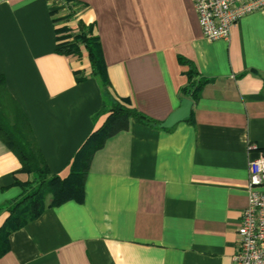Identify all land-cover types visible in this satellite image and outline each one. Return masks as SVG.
Returning <instances> with one entry per match:
<instances>
[{
	"label": "crops",
	"instance_id": "1",
	"mask_svg": "<svg viewBox=\"0 0 264 264\" xmlns=\"http://www.w3.org/2000/svg\"><path fill=\"white\" fill-rule=\"evenodd\" d=\"M74 1L0 0V76L52 174H69L115 101L160 123L187 98L190 115L169 128L131 119L106 138L83 200L48 195L0 264H232L248 159L264 154V9L222 41L203 35L192 0ZM82 26L100 42L105 90L84 47L56 48ZM191 67L207 80L194 97ZM20 167L0 139V227L31 179Z\"/></svg>",
	"mask_w": 264,
	"mask_h": 264
},
{
	"label": "trees",
	"instance_id": "2",
	"mask_svg": "<svg viewBox=\"0 0 264 264\" xmlns=\"http://www.w3.org/2000/svg\"><path fill=\"white\" fill-rule=\"evenodd\" d=\"M64 1L69 7L75 5L74 0ZM64 29L67 28L64 27ZM91 32L92 27L82 26L72 34L74 36L71 41L61 42L56 48L63 53H80L79 46L84 47L90 58L92 73L100 79L105 90L109 81L105 73L100 42ZM187 74L188 84L182 92L185 96L194 97L207 80L198 77L196 70L192 67L188 69ZM107 113L108 116L103 124L85 138L80 148L74 152L69 165V174L65 178H60L47 168L25 112L7 90L4 78L0 76L1 143H4L17 157L21 164L20 169L31 175L30 181L24 185L22 194L7 204L9 216L0 227V256L9 250L8 234L30 220L36 219L44 210L48 195H50V205H59L68 200L77 202L83 200L84 178L89 169L88 165H90L93 152L104 144L106 138L119 131L127 130L131 119L150 126L160 124L142 112L117 101L108 108Z\"/></svg>",
	"mask_w": 264,
	"mask_h": 264
},
{
	"label": "built area",
	"instance_id": "3",
	"mask_svg": "<svg viewBox=\"0 0 264 264\" xmlns=\"http://www.w3.org/2000/svg\"><path fill=\"white\" fill-rule=\"evenodd\" d=\"M203 35L227 40L230 27L264 9V0H192ZM247 204L237 228L232 264H264V154L248 159Z\"/></svg>",
	"mask_w": 264,
	"mask_h": 264
},
{
	"label": "water",
	"instance_id": "4",
	"mask_svg": "<svg viewBox=\"0 0 264 264\" xmlns=\"http://www.w3.org/2000/svg\"><path fill=\"white\" fill-rule=\"evenodd\" d=\"M192 106V101L190 99L184 98L181 102L179 108H176L169 116L158 125L161 128H169L176 124V122L187 118L190 115V108Z\"/></svg>",
	"mask_w": 264,
	"mask_h": 264
}]
</instances>
